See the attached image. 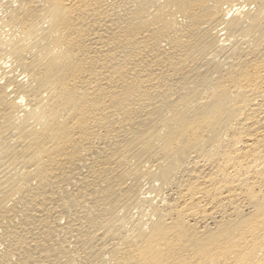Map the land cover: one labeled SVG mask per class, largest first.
<instances>
[{
  "label": "bare ground",
  "instance_id": "6f19581e",
  "mask_svg": "<svg viewBox=\"0 0 264 264\" xmlns=\"http://www.w3.org/2000/svg\"><path fill=\"white\" fill-rule=\"evenodd\" d=\"M0 264H264V0H0Z\"/></svg>",
  "mask_w": 264,
  "mask_h": 264
}]
</instances>
